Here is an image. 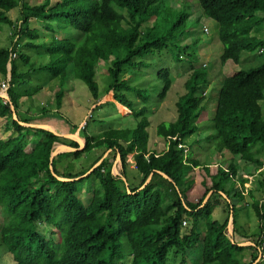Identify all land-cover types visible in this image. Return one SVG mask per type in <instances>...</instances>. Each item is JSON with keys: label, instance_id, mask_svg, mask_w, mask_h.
<instances>
[{"label": "trees", "instance_id": "obj_1", "mask_svg": "<svg viewBox=\"0 0 264 264\" xmlns=\"http://www.w3.org/2000/svg\"><path fill=\"white\" fill-rule=\"evenodd\" d=\"M50 1L31 5L27 0H0V24H10L13 28L11 48H0V71L5 75L9 73L10 54L17 53V47L20 49L18 58L27 65L31 56L24 52L25 49L44 51L50 58L48 63L31 66L27 72L47 71L52 77H59L62 85L70 79H80L98 101L96 75L100 62L104 61L110 65L112 76L108 91L113 90L114 100L130 109L139 122L130 134L111 129L97 138V135L83 131L81 135L86 143L82 150L60 152L64 148L56 144L67 139L46 129L22 126L18 118L13 117L23 94L16 93L11 87L27 85L31 80H21L20 74L17 77L14 60L11 61L10 79H7L11 102L4 104L0 98V117H10L18 132L14 138L0 139V207L6 218L0 229V247L5 254V264H128L127 257L131 259L129 264H168L170 251H187L198 245L203 246V261L198 264H245L240 255L251 244L240 246L234 242L236 212L232 202L224 206L225 221L212 218L215 205L224 204L223 200L231 199L232 193L219 176L223 173L235 179L237 165L231 162L228 167L204 166L189 155L188 164H185L184 152L178 148L180 141L187 144L188 138L198 136V120L206 107L201 89L208 85L210 76L206 68H195L193 63L198 54L199 39L190 43L193 48L187 56L192 58V73L185 82L186 93L176 102L177 118L157 126V135L166 141L165 149L159 151L150 147L147 108L135 109L124 93L134 91L148 101L150 93L130 85L123 74L130 68H143L145 55L160 51L168 43L178 42L185 34L184 22L188 13L179 15L172 26L159 31L164 34L158 36L154 33L160 26L162 0H59L53 4ZM186 1L189 2L183 0V3ZM197 1L204 15L219 25L222 66L228 60L240 64L244 52L264 54V38L253 34L260 31L264 23V0ZM17 7L20 15L14 21L10 11ZM32 18L46 21L50 31L62 34L69 33L72 27L78 30L79 36L62 39L52 36L41 42L39 31L31 27ZM151 18H154L153 26L144 30L143 23ZM22 38H26L25 43L21 42ZM177 58L182 57L178 55ZM158 78L163 83L159 96L165 98L174 80L168 69L159 70ZM62 97V90H58L55 96L57 108H62ZM262 100L264 60L258 66L241 68L233 76L225 77L212 118L215 135L210 134L205 140H215L220 153L226 151L248 164L259 163L260 156L253 153V147L264 146ZM65 120L73 130L78 128L71 120ZM31 132L37 142L27 151V137ZM176 135L179 136L177 140ZM69 140L70 146H80L79 142ZM197 142L195 139L194 143ZM103 146L105 151L91 167L77 173L58 169V164L65 158L79 159L84 153ZM109 150L115 153V158L109 153L92 172L83 176ZM53 151L59 152L51 164ZM118 155L117 167L121 175L113 169V161ZM130 157L140 174L135 186L128 183ZM195 168L204 174L198 182L208 184L197 199L191 193L195 179L189 178ZM211 168L219 170L213 181L208 178ZM54 173L71 180H61ZM151 173V180L142 188ZM246 183L248 178L242 176L243 186ZM83 187L93 193L88 205L79 197ZM211 190H214L213 195L203 204ZM261 205L259 201L254 205L259 218ZM231 214L234 229L229 226ZM184 220L191 222L189 228L184 227ZM202 220L205 229L200 227ZM41 222L53 226L60 234L59 239L43 235L37 226ZM257 240L255 258L264 242Z\"/></svg>", "mask_w": 264, "mask_h": 264}, {"label": "rangeland", "instance_id": "obj_2", "mask_svg": "<svg viewBox=\"0 0 264 264\" xmlns=\"http://www.w3.org/2000/svg\"><path fill=\"white\" fill-rule=\"evenodd\" d=\"M31 5H39L46 0H27ZM59 0H51L50 2L53 4ZM180 6V7H178ZM159 18L160 26L154 33H158V36H162L164 32H159L164 28H170L172 23L176 20V18L184 13H188V19L184 22V27L186 28L184 36L178 40L175 44L168 43L167 45H163L160 51L155 50L153 53H149L143 57L145 61L143 68L137 69H127L123 74V77H126L128 83L136 88L147 90L150 93V97L147 100H143L136 92L134 91H125L124 93L128 96V98L133 102L135 109H140L141 107L147 108V118L149 119V133H150V147L157 148L159 151L166 148V141L157 135V126L161 123H170L177 118L176 111V102L179 98L186 93L185 82L188 77L192 73L191 62L192 58L188 57V51L192 50V45L190 43L191 40L197 38L199 39V49L197 50V57L194 58V67L195 68H203L202 65L208 64L205 71H207L210 79H213L214 85L216 88L222 84V80L226 74H232L233 72L230 70V67H222L220 56L223 53V44L219 38V25L218 23L211 18H207L204 13L202 6L200 3L195 0H189L183 3V0H162L159 6ZM174 13V17H172ZM10 15L14 21L19 18L20 10L19 7L14 8L10 11ZM154 18L149 19L148 21L143 23L144 30L148 26H153ZM47 24L46 21H41L40 19L32 18L31 19V27L35 28L39 31L41 42L50 39L52 36L59 37V39L67 38V37H75L79 36V32L70 28V34L60 33L58 31H50L45 26ZM55 29V28H54ZM207 29V30H206ZM13 32V28L10 24L1 23L0 24V48L9 49L11 48L13 37L11 33ZM253 34L257 35L259 38H264V23H262V27L260 31ZM22 43H25L26 38H22ZM188 44L190 47H188ZM21 45V44H20ZM189 48V49H188ZM17 59H14L13 65L16 66L15 74L17 77H20L21 80H31L27 85H13L11 88L16 93H24L25 90H33L37 84H44L47 89H50L57 86L56 90H62V108L60 111L53 112L49 110L48 114L52 116L55 120H59L64 123L65 126H69L70 128L66 133L76 134L73 137L78 139L82 145L85 144V140L77 135L79 133V128L73 130L71 124L65 120L66 118L71 120V122H76L79 124L87 115L86 122L89 124L88 127L84 128V131L89 133L90 135L98 136L111 129H120L124 130L127 134H130L134 128L137 126L139 119L134 117L127 107L124 105L115 102L113 96V90L108 91V85L112 82V76L109 71L110 65L104 61H101L98 66V71L96 75V81L99 85V93L100 100L95 101L92 97L87 85L80 79H70L69 82H66V85L61 84V79L59 77H52L47 71H38L36 73L27 72L31 70L29 67L37 66L40 64L48 63L49 57L48 54L44 51L36 50V49H25L24 52L31 56V61L27 65L22 63L19 57L20 49L17 47ZM180 55L182 58L178 60L177 56ZM245 55V56H244ZM244 57V59H243ZM241 63L238 64L240 68H250L254 66L260 65L264 60V54H260L258 51L250 53H243ZM34 63V65H32ZM230 65V64H228ZM11 66L8 65V71L10 73ZM162 69H168L170 71L171 77L174 80V83L171 86L167 96L165 98H160L159 94L162 91L163 83L158 78V71ZM172 70V72H171ZM224 71V72H223ZM6 75L0 71V80L10 79V75ZM209 79V80H210ZM19 80V79H18ZM17 80V81H18ZM1 82V81H0ZM221 87V86H220ZM206 89V98L204 104L206 105L205 110L201 113L200 118L198 120V124L200 129L198 131V136L195 138V135L188 138V146L190 147L189 155L196 159L200 164L206 166H214L222 165V167L229 166L231 162H233L237 167L241 168L239 163L244 161L241 158H232L231 160L228 158L229 153H220L216 149L215 140H205L206 136L213 134L215 135V130L212 124V118L215 115L217 100H218V92L215 95V89L210 82L207 88H202L203 92ZM55 90V91H56ZM202 95V93H201ZM51 98V100H50ZM49 100L53 103L55 107L57 105V101L55 100L54 93L50 96ZM3 103L4 100L2 99ZM100 104L103 103L102 106H99L95 109L94 103ZM212 103V106L208 103ZM263 106V101H261ZM48 107H51L52 105ZM122 105V106H121ZM52 111V112H51ZM40 112L43 114V110L40 109ZM63 116L64 119L61 117ZM99 118L102 121H99ZM84 123L79 124L78 127H81ZM83 128V127H82ZM86 129V130H85ZM84 134V132H83ZM63 138L67 139L66 142L56 144L58 147H64L65 145H69L70 137L63 136ZM64 139V140H65ZM195 139L198 140L197 143H194ZM77 141V140H76ZM29 142L31 146L28 150L32 149V147L37 142V139H30ZM105 151V146L98 147L90 151L89 153H84L83 156L79 159H75L74 157H67L62 162L58 164V169L61 172L68 171L71 173L81 172L89 167H91L97 159L101 156V154ZM262 152V155H261ZM110 153V154H109ZM253 153L259 158L261 155L260 162L257 163V167L261 166L264 163V146L261 144H257L253 147ZM110 155L111 158H115L113 152L110 150L106 153ZM118 156L113 161V165L118 161ZM216 165V166H217ZM217 168L209 169V180L213 181L215 177L219 174ZM255 171V170H254ZM128 183L131 186H135L139 183L137 180V175L140 176L138 171L134 167V159L130 157L128 159ZM204 177V174L198 170H196L195 175L192 176L193 179H196L197 184L191 189V193L193 197L196 199L200 197L208 184L199 183L201 178ZM264 177V175H263ZM219 178H222L223 182L228 186L231 190V200L232 207H235L236 212V227L235 231L238 236L242 233V230L248 236L246 239L236 238L235 242L245 243L248 242L251 244V247H247L244 249L242 254L240 255L242 262L245 264H264V243H262L261 252H258V256L255 258L254 255L256 253L257 248H255V243L258 240V234L260 232L259 218L257 216L254 203L258 202V194L261 198H264V187L258 184L259 179L261 178V174L257 175L254 179V185H251V192L246 195H242V191L240 189V183L242 182V176L240 173L237 174L236 179L221 173ZM218 178V179H219ZM264 181V179H263ZM95 182V180H94ZM258 185V186H257ZM243 187V186H242ZM241 187V188H242ZM246 188V186H245ZM250 188H248L249 190ZM237 193L234 196V193ZM247 191H245L246 193ZM190 193V194H191ZM214 192H209L210 197ZM93 193L88 191L85 187H83L79 193V197L82 199L84 204L88 205L92 199ZM224 204L215 205L212 218L225 221L227 218V214L224 210V206L228 204V199H224ZM232 213V212H231ZM6 221L5 215L2 212L0 207V229ZM203 221V222H202ZM200 227L201 229H205V221L202 220ZM38 230L53 240L59 239V232L55 230V228L46 222H41L37 224ZM191 226V222L187 220V224L184 225L185 228H189ZM2 247H0V264H5L6 258L5 254L2 253ZM127 257V255H126ZM185 260V261H183ZM131 259L127 257V263L129 264ZM203 261V246L198 245L193 249H189L187 251H183L182 249H175L169 252L168 255V264H198Z\"/></svg>", "mask_w": 264, "mask_h": 264}, {"label": "crops", "instance_id": "obj_3", "mask_svg": "<svg viewBox=\"0 0 264 264\" xmlns=\"http://www.w3.org/2000/svg\"><path fill=\"white\" fill-rule=\"evenodd\" d=\"M228 64H230V65H228ZM226 66L230 67V70L233 73L232 74L224 73V74H226L225 76L234 75L238 70H240V67H238L237 64L230 62V61L226 62V64L223 67H226ZM0 81L2 82V80H0ZM210 82L212 83V86L215 89V95H217V91L218 90L220 91L221 84L218 88L216 85V88H215L213 79L209 80L208 85ZM207 86H206V88H207ZM56 87L57 86L52 87L51 91H50V89H47L46 86L42 83V84H37V86L33 90H27L26 89L25 92L22 93L23 95L20 99V105H19V108L17 110V113L14 112L13 117L18 118V120L20 121L19 122L20 125L25 126V127L36 128V127H31L30 124H41V125H44L46 127L51 128V129H54V131L58 132L60 135L66 134V131H68L70 129V128H68L69 126L68 127L65 126L63 122H61L59 120H55L50 115H45V114H48V112H50L49 110H52L53 112H57V111H60V109H61V108H57L58 107L57 105L54 107L53 103L50 101L51 100L50 96L53 93L56 96V93L58 91V90H56L57 89ZM30 93H32V97H30ZM218 96H219V92H218ZM49 98H50V100H49ZM262 101H263L262 107L264 110V100H262ZM47 104H50L52 106L48 107L49 105H47ZM208 104L210 105V107L212 106V103L209 102ZM12 109H13V111H15V108L13 106H12ZM40 109L43 110V114L40 112ZM86 117H87V115H85V118ZM85 118L79 124L86 123ZM99 121H102V119L99 118ZM71 123L75 124V125H79L76 122H71ZM87 126H89V124H87ZM17 135H18V132L13 128L12 119L10 117H7V116L0 117V139L8 140V139L16 137ZM32 138L36 139L33 132H31L27 137V141H28L27 151H30V149L28 150V148L31 146V143L29 142V140ZM224 153H227V152L224 151L222 154H224ZM261 155H262V152H261ZM261 155H260V159L262 157ZM228 158L234 161V159L232 158V155L230 153L228 154ZM239 165L241 167V168L238 167V173H240V176L248 178V183L245 184V186H246L245 189H243V187H242L243 186L242 182L240 183V186L242 187V188L240 187V189L247 191L246 193H244V195L251 192V187H252L251 185H254V179L259 174H261V178L259 179L258 184L260 186H262V184L264 183V181H263V179H264V177H263L264 167L263 166L262 167L259 166V168H258L257 164H248L245 162L239 163ZM226 167H228V166H226ZM195 173H196L195 169L192 170L189 174V178H192V176ZM248 173L252 174V175H249ZM262 187H264V186H262ZM248 188H250V189L248 190ZM263 199L258 194V201L261 202ZM228 201L230 203L232 202L231 199H228ZM254 205H255V203H254ZM257 216H258V214H257ZM230 220L232 223L231 226H232V228H234L232 215L230 216ZM241 233L242 234L240 236H238V234H236V231H235L234 235H233L234 240H235V237L236 238H242V239L248 238V237H245L247 235L245 234V232L243 230ZM248 239H250V238H248Z\"/></svg>", "mask_w": 264, "mask_h": 264}, {"label": "clouds", "instance_id": "obj_4", "mask_svg": "<svg viewBox=\"0 0 264 264\" xmlns=\"http://www.w3.org/2000/svg\"><path fill=\"white\" fill-rule=\"evenodd\" d=\"M47 29H49L47 26H45ZM207 30V29H206ZM11 35H12V33H11ZM58 38V37H57ZM248 54V53H247ZM15 55V56H14ZM17 58V53L14 51V52H12L11 54H10V61H9V63H8V65H10L11 66V61H13L14 59H16ZM228 61H230V62H233V63H235L234 61H232V60H228ZM227 61V62H228ZM226 64V63H225ZM235 64H237V63H235ZM238 65V64H237ZM207 66H208V64H206V65H202V67L203 68H207ZM224 66V65H223ZM222 66V67H223ZM239 67V66H238ZM199 69V68H198ZM241 69V68H240ZM239 71V70H238ZM237 71V72H238ZM236 72V73H237ZM235 73V74H236ZM231 76H233V75H231ZM225 77H228V76H225ZM224 77V78H225ZM224 78H223V80H224ZM222 80V81H223ZM2 82H7L8 83V89L7 90H2V88H1V83ZM2 82H0V98L1 99H3L4 100V103L5 104H8V103H10L11 102V98H10V95H9V88H10V81H8L7 79L6 80H4V81H2ZM174 83V82H173ZM222 83V82H221ZM112 91V90H111ZM114 92V91H113ZM202 95L206 98V89L202 92ZM113 96H114V93H113ZM6 98H8V100H7V102H5L6 101ZM101 99V98H100ZM99 99V100H100ZM98 100V101H99ZM95 101H97V100H95ZM116 102V104H117V101H115ZM119 103V102H118ZM95 104H97L96 102L94 103V105ZM103 105V103H100V104H97L95 107H99V106H102ZM205 105V104H204ZM206 106V105H205ZM14 107V106H13ZM97 107V108H98ZM126 107V106H125ZM58 110V109H57ZM129 111H130V113H131V110L130 109H128ZM205 110V109H204ZM78 126V125H77ZM83 127V128H82ZM85 127H88L87 126V122L86 123H84L81 127H78L79 128V135L85 140V143H86V139H85V137H83L81 134H83V131H84V128ZM43 129V128H42ZM47 130V129H46ZM54 130V129H53ZM86 130V129H85ZM50 131V130H49ZM58 133V132H57ZM59 134V133H58ZM57 134V135H58ZM66 134H69V133H66ZM71 134H73V133H71ZM60 135V134H59ZM63 135H65V134H62V135H60L61 137H63ZM74 135H76V134H74ZM179 136L178 135H176V140H177V138H178ZM71 140H75L76 141V139H74V138H70ZM78 142V141H77ZM180 142H182V141H180ZM179 142V143H180ZM179 143H178V145H179ZM184 145H185V147H183V148H179V146H178V148L179 149H181V150H183V152H184V160H183V162L185 163V164H188V155H189V151H190V147L185 143V142H182ZM66 146H70V145H66ZM84 146H85V144L84 145H82V149L84 148ZM72 147V146H71ZM80 147V146H79ZM78 147V148H79ZM75 148V147H74ZM81 149V150H82ZM66 152H71V151H66ZM107 153V152H106ZM106 153H105V155H106ZM119 156V155H118ZM104 157V156H103ZM102 157V158H103ZM106 157V156H105ZM120 157V156H119ZM189 157H190V155H189ZM101 158V159H102ZM193 159V158H192ZM104 160V159H103ZM119 160V159H118ZM194 160H196V159H194ZM218 163H216L214 166H216ZM114 166V165H113ZM117 166H118V161H117ZM264 167V163L261 165V167ZM196 170H199L198 168H195V171ZM117 171H118V167H117ZM119 172V171H118ZM119 174L121 175V173L119 172ZM195 175V174H194ZM62 177V176H61ZM246 178V177H245ZM195 184H197V181H196V179H195ZM241 187V186H240ZM243 189H245V185L243 186ZM242 191V193H243V195H244V193H245V190H241ZM210 192H214V190H211ZM222 193V195H223V197H227V195L225 194V193H223V192H221ZM207 195H209V197H208V199L210 198V194H207ZM207 197V196H206ZM206 199V198H205ZM205 199H204V201H205ZM207 199V200H208ZM206 200V201H207ZM262 202V205H261V211H260V218H259V225H260V232H259V236L257 237V238H259V239H262L263 241H264V239L262 238V235H263V231H264V215L262 214L263 213V210H264V199L261 201ZM206 203V202H205ZM203 204H204V202H203ZM203 206V205H202ZM201 206V207H202ZM232 216H233V214H231ZM233 223H234V216H233ZM187 224V220H184L183 221V225H186ZM231 220L229 219V226L232 228V226H231ZM235 227V226H234ZM232 229H234V228H232ZM245 237H248V236H245ZM233 239H234V237H233ZM234 242H235V240H234ZM235 243H237L238 245H247V244H250V243H248V242H245V243H239V242H235ZM255 243V242H254ZM264 243V242H263Z\"/></svg>", "mask_w": 264, "mask_h": 264}, {"label": "water", "instance_id": "obj_5", "mask_svg": "<svg viewBox=\"0 0 264 264\" xmlns=\"http://www.w3.org/2000/svg\"><path fill=\"white\" fill-rule=\"evenodd\" d=\"M30 126L31 127H36V128H43V129H47V130H50V131H52V132H54L55 134H58L56 131H54L53 129H51V128H49V127H46V126H44V125H41V124H30ZM59 135V134H58ZM63 136H66V137H70V138H74L73 136H74V134H65V135H63ZM74 139H76V138H74ZM78 142H79V144H80V147L79 148H74V147H71V146H64V147H62V148H64V150L63 151H60V152H66V151H77V150H81L82 149V143L78 140V139H76ZM59 151H53L52 153H51V164L53 163V157H54V155H56L57 153H58ZM105 156L106 155H104V157L102 158V159H100L85 175H83V176H86V175H88L90 172H92L102 161H103V159L105 158ZM118 158H119V156H118ZM51 167V169H52V171H54L53 170V166L51 165L50 166ZM113 169H114V171L116 172V173H118L119 174V172L117 171V162H115V164H114V166H113ZM159 173H161L160 171H159ZM55 174V173H54ZM59 179H61V180H64V181H70L71 180V178H67V177H61V176H58L57 174H55ZM152 176H153V173H151L150 174V176L148 177V179L146 180V182H145V184L142 186V188L151 180V178H152ZM126 178L124 177V180H125ZM140 190V189H139ZM129 193H130V191H129ZM208 197H209V195H207V197H206V199H205V201H204V203L206 202V200L208 199Z\"/></svg>", "mask_w": 264, "mask_h": 264}, {"label": "built area", "instance_id": "obj_6", "mask_svg": "<svg viewBox=\"0 0 264 264\" xmlns=\"http://www.w3.org/2000/svg\"><path fill=\"white\" fill-rule=\"evenodd\" d=\"M1 88H2V90H7L8 89V83L7 82H2L1 83ZM7 100H8V98H6V101L5 102H7ZM174 138L176 139V137H174ZM178 146H179V148L185 147V145L182 142H180ZM262 214L264 215V210H263V213ZM262 238L264 239V231H263Z\"/></svg>", "mask_w": 264, "mask_h": 264}, {"label": "bare ground", "instance_id": "obj_7", "mask_svg": "<svg viewBox=\"0 0 264 264\" xmlns=\"http://www.w3.org/2000/svg\"><path fill=\"white\" fill-rule=\"evenodd\" d=\"M122 106V105H121ZM77 135H79V134H77Z\"/></svg>", "mask_w": 264, "mask_h": 264}]
</instances>
